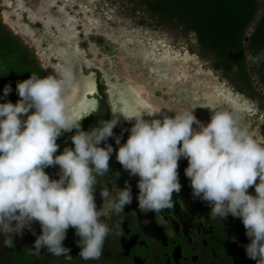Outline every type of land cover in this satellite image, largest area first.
<instances>
[{"label": "clouds", "instance_id": "9594fccd", "mask_svg": "<svg viewBox=\"0 0 264 264\" xmlns=\"http://www.w3.org/2000/svg\"><path fill=\"white\" fill-rule=\"evenodd\" d=\"M247 59L259 64L264 56ZM57 73L47 77L32 73L17 83L20 99L15 104L0 103V233L5 246L13 247L12 233L21 234L32 222H39L42 232L30 254L39 255L46 247L54 256L66 255L70 250L63 241L72 227L80 237V258H101L111 228L100 218L119 215L132 203L127 181L113 194L101 190L105 203L99 211L94 198L97 178L108 172L113 152L111 144L99 145L113 137L119 113L126 121L135 120L126 143L121 145L116 137L120 145L116 159L130 175L139 177V209L158 214L173 208V193L181 190L178 161L184 157L193 196L211 205L213 219L229 214L241 218L250 239L246 254L256 264H264V144L242 126L239 115L214 111L204 125L193 110H185L149 121L144 114L154 116L159 111L134 112L122 102L112 107L111 119L85 132L79 101L69 95L73 73L67 69ZM10 92L6 85L4 96ZM73 129L77 130L71 138L74 149L66 147L55 155L57 139ZM56 165L60 178L53 180L44 169ZM252 186L255 196L248 193Z\"/></svg>", "mask_w": 264, "mask_h": 264}, {"label": "rangeland", "instance_id": "374dc122", "mask_svg": "<svg viewBox=\"0 0 264 264\" xmlns=\"http://www.w3.org/2000/svg\"><path fill=\"white\" fill-rule=\"evenodd\" d=\"M259 2L258 17L264 12ZM0 19L35 55L45 77L67 69L75 81L81 71L91 72L80 67L93 60L126 73L151 103L173 115L193 110L206 125L214 111L237 114L264 144V99L239 91L194 33L159 23L138 0H0Z\"/></svg>", "mask_w": 264, "mask_h": 264}, {"label": "flooded vegetation", "instance_id": "af4514ba", "mask_svg": "<svg viewBox=\"0 0 264 264\" xmlns=\"http://www.w3.org/2000/svg\"><path fill=\"white\" fill-rule=\"evenodd\" d=\"M87 69L90 68L83 65V70ZM90 71L100 76L96 77V92L90 95L96 99V106L80 119L81 129L85 132L100 127L102 121L111 119L113 115L104 73L98 68ZM76 131L62 133L56 141L59 149L55 155H60L66 147L74 149L71 138ZM113 133V137L102 141L99 146L111 144L114 151L120 146L116 144V137H120L121 145L126 143L130 129L119 120ZM110 160L116 159L110 157ZM110 160L108 172L97 178L94 191L97 210L102 209L105 203L101 190L107 188L113 194L115 189L125 188L126 181L131 187L132 203L126 205L119 215L100 218L109 224L111 234L105 240L99 260L84 261L80 258V237L72 227L67 230L66 243H63L70 250L66 255L54 256L46 247L40 249L39 255L30 254L29 250L34 251L35 240L42 232L39 222H32L30 228L25 227L21 234L12 233L13 247L4 245L5 237L0 233V264H256L246 254L245 246L250 239L242 219L231 214L226 218L213 219L211 205L193 196L190 180L185 175L186 158L181 157L178 161L181 190L173 193L174 206L158 214L139 209V177L121 173ZM44 171L50 179L60 178L58 165L46 167ZM248 193L255 196V187H250ZM17 254H24L25 263Z\"/></svg>", "mask_w": 264, "mask_h": 264}, {"label": "trees", "instance_id": "16d2710c", "mask_svg": "<svg viewBox=\"0 0 264 264\" xmlns=\"http://www.w3.org/2000/svg\"><path fill=\"white\" fill-rule=\"evenodd\" d=\"M138 3L159 23L176 24L184 32L194 33L200 48L213 55L215 65L239 91L264 99L261 92L264 59L259 64L247 59L264 56V12L258 17L259 0H138ZM262 4L264 7V0ZM252 25L254 28L248 34ZM32 73L45 77L35 55L0 19V103L15 104L20 99L17 83ZM252 74L257 76L260 89L255 86ZM6 85L11 86V92L5 97ZM17 257L25 263L24 254Z\"/></svg>", "mask_w": 264, "mask_h": 264}, {"label": "bare ground", "instance_id": "6f19581e", "mask_svg": "<svg viewBox=\"0 0 264 264\" xmlns=\"http://www.w3.org/2000/svg\"><path fill=\"white\" fill-rule=\"evenodd\" d=\"M83 63L86 64L87 68H98L101 69L104 73V76L108 83V91L110 100L114 105H119L122 102H126L134 112H140L142 110H156L157 112L154 116H148L146 113L143 118L145 120L152 119H163L165 116L174 117L175 115L167 112L166 110L160 108L159 106L151 103L146 95L144 90L132 82L129 79V76L126 73L116 71L112 68H105L98 62L93 60L86 59ZM83 70V65L80 67ZM96 92V74L94 71L90 72L88 75H85L83 71L80 73V77L74 81L73 85L70 88V98L78 99V115H84L88 113L96 106V99L91 97ZM91 95V96H90ZM31 111H34L32 109ZM119 120L123 125H128L129 129L135 123V120L126 121L123 116L119 113L116 114ZM26 116H22V120H26ZM195 130H199L198 125H193Z\"/></svg>", "mask_w": 264, "mask_h": 264}, {"label": "water", "instance_id": "95a60500", "mask_svg": "<svg viewBox=\"0 0 264 264\" xmlns=\"http://www.w3.org/2000/svg\"><path fill=\"white\" fill-rule=\"evenodd\" d=\"M253 28H254V25H253ZM250 33V32H249ZM247 39H248V37H246L245 38V44L247 43ZM119 148V147H118ZM118 148H115V150L112 152V154H111V158H115L116 159V153H117V151H118ZM112 163H113V165H115V167H117V170L118 171H120L121 173L123 172V173H128L129 174V172L128 171H126L125 169H123V167L121 166V164L117 161V159L116 160H110Z\"/></svg>", "mask_w": 264, "mask_h": 264}]
</instances>
